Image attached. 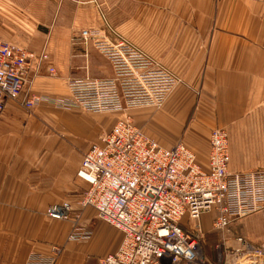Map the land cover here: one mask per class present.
<instances>
[{
	"label": "crops",
	"instance_id": "0c3cea01",
	"mask_svg": "<svg viewBox=\"0 0 264 264\" xmlns=\"http://www.w3.org/2000/svg\"><path fill=\"white\" fill-rule=\"evenodd\" d=\"M97 2L118 33L181 80L160 109L130 111L134 124L162 147L183 141L204 171L210 170L211 131L223 128L229 171L264 169V0ZM101 25L91 0H0V38L31 51L46 48L56 69L54 76L46 68L31 75L0 116V264H27L55 246L62 248L56 264H97L123 243V232L79 205L90 186L78 175L84 155L118 121L49 103L32 111L23 106L30 94L68 98L73 70L83 68L90 50L97 52L85 48L78 32ZM96 60L87 65L95 69ZM102 66L111 67L105 58ZM63 202L72 204L71 219L49 218L48 208ZM215 215L201 217L202 234L214 231ZM76 227L90 229L91 238L69 240ZM240 238L264 244V210L232 224L223 252L240 249Z\"/></svg>",
	"mask_w": 264,
	"mask_h": 264
},
{
	"label": "built area",
	"instance_id": "2783aa9c",
	"mask_svg": "<svg viewBox=\"0 0 264 264\" xmlns=\"http://www.w3.org/2000/svg\"><path fill=\"white\" fill-rule=\"evenodd\" d=\"M91 3L98 8L102 25L81 29L77 39L110 63L113 76L70 78L68 98L30 94L23 106L32 111L49 103L90 114H125L84 155L78 173L90 185L79 205L94 208L100 219L124 234L118 252L97 264H207L200 245L201 217L215 213L213 229L226 233L234 222L263 211L264 169L231 173L229 135L223 128L210 134L209 171L201 168L183 141L165 148L138 128L129 112L160 109L181 80L118 33L97 0ZM45 68L56 75L46 48L31 51L0 38V116L6 101L20 98L30 76ZM71 211L72 204L63 202L50 206L46 214L66 221ZM91 235L90 229L76 227L69 240L84 242ZM239 242L238 250L219 249V260L224 264L264 260V244L252 245L241 238ZM61 253L62 248L55 246L50 256L32 254L27 264H56Z\"/></svg>",
	"mask_w": 264,
	"mask_h": 264
},
{
	"label": "rangeland",
	"instance_id": "374dc122",
	"mask_svg": "<svg viewBox=\"0 0 264 264\" xmlns=\"http://www.w3.org/2000/svg\"><path fill=\"white\" fill-rule=\"evenodd\" d=\"M78 32V31H77ZM90 48V47H89ZM88 48V49H89ZM97 58V67L95 69H93L91 66L87 65L88 60L92 58ZM84 61H85V65H83V68L80 69H75L73 70V77L72 79H83L82 77H86L90 76L89 78L92 79H105V78H111L113 76L111 67L108 66V69H106L104 66H102V62H103V58L101 59V56L95 52L90 50L89 51V58L87 60V58L83 57ZM105 62V60H104ZM106 71V73H108L107 75L104 74ZM78 73H81L82 75H78ZM78 77V78H76ZM64 111H70V110H64ZM82 111V110H80ZM84 112V111H83ZM88 114V113H87ZM129 114H131V112H129ZM101 117H108V116H112L114 117L115 121L117 122L118 120L122 119L125 117V114L122 113H108V114H101L99 115ZM214 231L212 232H216V233H212L208 235L202 234L200 236V245L202 248V254L203 257L205 258V260L207 261V264H224V259L223 260H219V249L223 252V242H224V237L226 234H228L229 232H221V231H217L215 229H213ZM224 253V252H223ZM261 263L264 264V260L261 261ZM184 264V263H182ZM228 264H236L235 262H231Z\"/></svg>",
	"mask_w": 264,
	"mask_h": 264
},
{
	"label": "trees",
	"instance_id": "16d2710c",
	"mask_svg": "<svg viewBox=\"0 0 264 264\" xmlns=\"http://www.w3.org/2000/svg\"><path fill=\"white\" fill-rule=\"evenodd\" d=\"M212 233H216V232H211V233H209V234H212ZM208 235V234H207Z\"/></svg>",
	"mask_w": 264,
	"mask_h": 264
}]
</instances>
